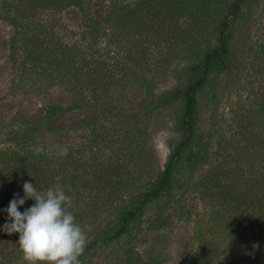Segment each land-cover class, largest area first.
<instances>
[{
	"label": "rangeland",
	"instance_id": "1",
	"mask_svg": "<svg viewBox=\"0 0 264 264\" xmlns=\"http://www.w3.org/2000/svg\"><path fill=\"white\" fill-rule=\"evenodd\" d=\"M106 1L93 0L87 6L88 15L104 13ZM136 1L120 0L129 6ZM232 1H218L219 12L207 28L194 33L190 41L181 38L182 43L167 29L160 35L142 36V39L148 37L146 42L137 36L115 37L113 23L102 22L92 29L77 7L41 10L30 20L22 21L24 27L39 32L36 37L44 49L40 55L44 61L39 68L25 60L23 41L15 33L18 30L0 20V150L14 148L10 134L24 131L45 107L61 106L68 113L58 117L56 123L64 125L65 129L42 137L39 132L38 151L45 147L62 157L69 150L92 145V152L87 153L83 161L95 157L114 167L115 172L109 178L116 184L111 183L110 190L123 188L121 198L135 199L164 169L180 140L175 130L179 104L151 114L146 112L145 104L184 80V69L193 61L186 50L191 47L199 53L208 42L215 43L213 27ZM253 6L252 17L243 20L241 27L235 26L233 65L219 76L217 98H212L213 82L198 94L197 129L202 138L209 137L210 160L213 159L200 167L196 175L199 178L207 176L221 162L229 172L236 163H241L248 177L249 173L254 175L252 171L260 170L258 144L252 137L258 136L264 124L261 110L264 103V0L253 2ZM243 12L247 13L246 7ZM88 119L91 125L85 124ZM81 120H85L84 123ZM71 125H74L72 129ZM242 153L249 155L250 166ZM183 169L177 177L181 181ZM235 174L239 175L236 171ZM248 177L244 173L245 182ZM109 186L110 182L105 190ZM166 198L152 203L137 233L133 230L104 249L91 251L81 264H125L127 260L134 264V252L138 253L139 264H190L205 239L210 246L214 245L211 232L204 237L217 222L213 218L214 206L197 190L187 192L184 197L183 204L189 215H181V206L174 211L175 205L163 208L162 214L170 218V223L160 231L151 230L149 223L160 215ZM106 218L107 214L102 213L94 223H85L86 235L94 238ZM154 247L163 252L159 260L154 258ZM256 249H243L232 257L228 254L216 264H250ZM18 264L26 262L22 259Z\"/></svg>",
	"mask_w": 264,
	"mask_h": 264
},
{
	"label": "trees",
	"instance_id": "2",
	"mask_svg": "<svg viewBox=\"0 0 264 264\" xmlns=\"http://www.w3.org/2000/svg\"><path fill=\"white\" fill-rule=\"evenodd\" d=\"M92 1L3 0L0 5V20L14 26L13 30H18L15 33L23 41L25 60L39 68L44 61L43 58L40 59V55H43V44L36 37L39 32L35 33L31 27H24L22 21L30 20L41 10L60 11L77 7L83 14L84 22H88L92 29H96L102 22L113 23L115 37L141 38L148 34L160 35L161 31L167 29L175 33L182 43L181 38L190 41L194 33L207 28L210 20L219 12L217 2L221 0H137L133 6L124 5L120 0H108L105 2L107 6L104 13L100 11L97 15L89 16L87 6ZM256 1L258 2L233 0L229 3L224 8L221 20L213 27L215 43L208 42L199 53L188 47L186 53L193 61L184 69V80L174 89L160 94L155 101L145 104L149 114L179 104L175 130L180 135V140L173 147L164 169L148 182V188L135 199L121 198L120 191L123 188L115 187L114 192L110 190L113 187L111 183L116 184L109 178L115 172L114 167L103 164L101 159L95 157L83 161L86 154L92 152V145L69 150L62 157L55 156L45 147L38 151L39 132L42 137L65 129L64 125L56 123L58 117L68 113L63 107H45L43 113L31 120L24 131L10 134L14 148L0 150V264H18L23 255L18 245L19 234L8 235L3 231L5 222H10L3 210L8 207L14 195L23 197L25 181L33 183L39 190H45L56 182V177L61 178L60 183L73 198L70 210L82 227H86L85 223H94L102 213L107 214L101 231L95 233L94 238L88 234V244L79 258L80 264L91 251L102 250L123 236L130 235L133 230L137 233L148 208L152 203L161 201L164 196L167 198L160 207V215L149 223L151 230L160 231L170 223V218L162 214L163 208L175 205L172 209L174 211L181 206V215L186 217L189 211L183 202L186 193L191 190L201 191L212 202L215 211L213 218L217 222L204 236L207 237L211 232L210 238L214 245L210 246L205 239L202 249L192 256L190 264H216L218 260L222 262V258L228 254L232 257L237 252H243V249L253 248L257 249L252 252L254 258L250 264H264V124L258 136L252 137L258 144L260 168L252 171L253 176L249 173V178L244 166L239 162L231 172L225 163L221 162L214 166L207 176H196L200 167L213 161L210 160L212 154L208 149L209 137L202 138L197 129L198 94L213 82L211 94L214 100L217 98L216 83L219 76L227 73L233 65L232 42L237 31L235 26L241 27L243 20L252 17L255 11L253 2ZM244 7L247 13L243 12ZM42 28L41 32L44 30V27ZM144 38H141L142 42H146L148 37ZM261 110L264 113V103ZM88 120L85 124L91 125L90 119ZM81 121L84 123L85 120ZM81 121L76 123L81 124ZM74 125L69 128L72 129ZM242 155L250 166L249 155ZM182 168L184 179L181 181L177 177ZM235 171L239 175H236ZM244 173L248 177L246 182ZM227 181L229 183L226 185ZM109 182L110 186L105 190ZM33 203L34 201L28 200L19 210L23 212ZM251 244L252 246L247 248ZM154 252L155 260L163 256L162 250L157 247H154ZM139 263L138 253L134 252V264ZM125 264H129L128 260Z\"/></svg>",
	"mask_w": 264,
	"mask_h": 264
},
{
	"label": "clouds",
	"instance_id": "3",
	"mask_svg": "<svg viewBox=\"0 0 264 264\" xmlns=\"http://www.w3.org/2000/svg\"><path fill=\"white\" fill-rule=\"evenodd\" d=\"M60 179L56 177V182L45 190L25 181L23 197L14 195L3 210L10 221L5 222L3 231L19 234L18 245L26 264H80L79 258L85 252V229L70 210L73 198ZM28 200L34 203L21 212L19 209Z\"/></svg>",
	"mask_w": 264,
	"mask_h": 264
}]
</instances>
